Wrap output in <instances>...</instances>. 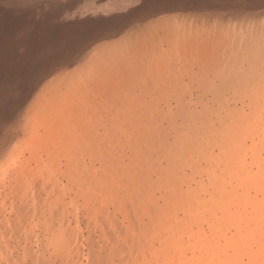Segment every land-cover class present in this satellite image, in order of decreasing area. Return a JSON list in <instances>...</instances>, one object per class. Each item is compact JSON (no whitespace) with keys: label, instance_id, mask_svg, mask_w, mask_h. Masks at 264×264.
<instances>
[{"label":"bare ground","instance_id":"6f19581e","mask_svg":"<svg viewBox=\"0 0 264 264\" xmlns=\"http://www.w3.org/2000/svg\"><path fill=\"white\" fill-rule=\"evenodd\" d=\"M152 1L87 66L48 76L23 122L0 109L1 176L19 131L54 116L47 159L10 166L0 264H82V224L89 264H264V0Z\"/></svg>","mask_w":264,"mask_h":264},{"label":"rangeland","instance_id":"374dc122","mask_svg":"<svg viewBox=\"0 0 264 264\" xmlns=\"http://www.w3.org/2000/svg\"><path fill=\"white\" fill-rule=\"evenodd\" d=\"M134 1L135 0H0V86L2 82H6L10 87L5 97L0 95V101L3 102L0 103L3 116L17 111L16 113L22 115L23 118L21 119L23 122L27 112L32 107L31 105L36 101V97L43 93L42 91L47 86L49 79L63 75L64 73L75 72L87 66L91 59L98 54L99 50L103 49L101 47H106L111 42H116L127 29L141 22L146 14L148 12L150 13V4H147L148 1L149 3L153 1ZM92 12L95 13V15ZM72 16H74V18ZM82 25L86 27L84 26L83 28ZM28 30L30 32L27 33ZM66 56H68L69 59ZM31 63L33 64L31 65ZM14 96H16L17 99ZM3 100L6 101L4 102ZM53 118L54 116H50L35 127V129H37V132L35 131L37 139H35L36 137H32V131L26 133L22 130L19 131L16 139L17 150L13 159L16 165L20 166L22 163L27 162V165L33 169L37 167L40 161L47 159V151L41 150L42 147L40 144L43 145L44 143H39L41 140L39 137L44 134L46 127L52 123ZM41 141L43 142L44 140ZM37 147L40 149L39 151H37ZM13 160L10 159L9 162L7 161L9 167H7V163H5V169L8 171L2 168L7 172V176H5V171L2 172L3 176L0 174L1 196L6 194L3 192L7 190L10 184L8 179L11 178L10 170L14 164L12 163ZM14 168H16L15 165ZM53 171H51V175L54 174H52ZM8 172L10 173L8 174ZM8 176L10 178H8ZM44 176L46 177L47 174ZM55 176L58 177L56 179L57 181L59 179L58 182H60L62 186L66 184L65 186L68 187V190L66 189L64 192L65 204L71 208L70 206H74L73 204L75 201V204L78 207L81 206L80 209H82L84 200L78 193L79 190L76 187L78 185L67 183L65 180L66 178L62 177V175L59 176V174H54V177ZM4 177L7 181L3 182ZM60 180H62V182ZM252 195H255L254 191H252ZM1 196L0 207L3 206L4 203L8 205L4 208L5 213L2 212V215L9 217L11 213V203L3 202ZM9 197L8 201L12 200V196ZM34 227L36 231L35 234L37 236L40 235V227ZM204 227L203 230L207 236L210 231L207 225H204ZM82 229L83 236L86 237V228L83 224ZM226 233L227 235L229 234V237H233L236 231L234 228L229 227ZM84 237L80 242L83 249L81 263L89 264L87 258V243ZM2 239V235L0 234V240ZM5 242L2 241V244L5 245ZM34 245L35 250H38L39 244L34 241ZM188 253V257H192V250H189ZM244 261L247 262L246 257H244Z\"/></svg>","mask_w":264,"mask_h":264}]
</instances>
